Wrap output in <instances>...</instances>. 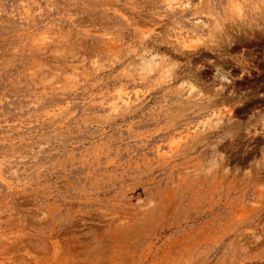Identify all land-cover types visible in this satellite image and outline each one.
<instances>
[{
  "label": "rangeland",
  "instance_id": "1",
  "mask_svg": "<svg viewBox=\"0 0 264 264\" xmlns=\"http://www.w3.org/2000/svg\"><path fill=\"white\" fill-rule=\"evenodd\" d=\"M0 264H264V0H0Z\"/></svg>",
  "mask_w": 264,
  "mask_h": 264
},
{
  "label": "bare ground",
  "instance_id": "2",
  "mask_svg": "<svg viewBox=\"0 0 264 264\" xmlns=\"http://www.w3.org/2000/svg\"><path fill=\"white\" fill-rule=\"evenodd\" d=\"M146 52V51H145ZM152 52V51H151ZM153 55V54H152ZM148 55L149 57H147V58H144L143 59V63H142V69H143V71L145 70V71H152L153 69V67L157 64V62L155 61V59H154V57L156 56V54L155 55ZM144 56V55H143ZM145 57V56H144ZM141 62H142V60H141ZM141 69V68H140ZM169 71H170V68L168 69ZM168 73V72H167ZM172 73V72H171ZM169 74V73H168ZM167 76V75H166ZM167 78H168V76H167ZM169 78H170V76H169ZM192 87H194V86H192ZM195 88V87H194ZM191 89V88H190ZM193 89V88H192ZM195 91V90H194ZM193 91V92H194ZM124 102V101H123Z\"/></svg>",
  "mask_w": 264,
  "mask_h": 264
}]
</instances>
